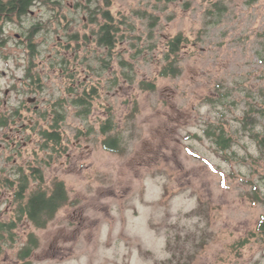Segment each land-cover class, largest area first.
I'll return each instance as SVG.
<instances>
[{
  "label": "rangeland",
  "instance_id": "rangeland-1",
  "mask_svg": "<svg viewBox=\"0 0 264 264\" xmlns=\"http://www.w3.org/2000/svg\"><path fill=\"white\" fill-rule=\"evenodd\" d=\"M188 1L38 0L6 23L1 114L32 95L17 67L26 63L14 61L22 50L15 34L41 42L39 106L71 103L75 84L78 92L96 86L97 97L80 120L66 108L58 143L44 149L36 134L21 153L0 152V171L17 179L22 167L30 189L62 181L69 198L43 229L16 222L5 262L17 261L32 234L37 247L22 264H264V207L250 198L264 193V0ZM102 11L117 29L109 54L93 33ZM179 33L188 39L176 54L181 73L160 76L166 42ZM220 127L232 139L222 151L205 132ZM108 135L122 152L103 148Z\"/></svg>",
  "mask_w": 264,
  "mask_h": 264
},
{
  "label": "flooded vegetation",
  "instance_id": "flooded-vegetation-1",
  "mask_svg": "<svg viewBox=\"0 0 264 264\" xmlns=\"http://www.w3.org/2000/svg\"><path fill=\"white\" fill-rule=\"evenodd\" d=\"M4 0H0V3ZM38 0H35L33 4L28 8L27 12L24 14H18L16 11L13 12H4L0 8V42H3L4 34V27L6 23L9 21L14 20L15 18L21 19L22 16L28 14L29 12H33L32 8L36 5ZM92 22L97 24V20L92 19ZM38 30V26L33 27L32 31ZM98 31H93L95 36L96 44L100 47H104L108 51V54L111 50L114 49L116 46L117 41L115 42V46L112 48H108V46H104L99 44L98 40ZM73 38H75V41L77 43L76 48H78L82 45L80 43L82 40V35L79 34L77 31L73 35H71ZM15 37H17L16 44L18 47L22 48L21 53L17 58H15V62L17 60L21 59L23 60L26 65H21L17 62V67L21 68L22 70V77H20L21 81H23V84L26 83L27 86H31L30 93H32L31 96H28L25 103H23L21 106L18 107H8V111L6 110L5 113H0V152L7 151L8 149L13 152L14 154L21 153L23 147L26 146L28 142L31 141L32 135H38V137L42 139V148L47 149L49 144L51 143L50 135L51 133H56L58 135V141H61V134L58 130L59 124L61 121H64L65 112L67 107H73L74 109L77 108L76 111H74V116L80 120L82 117V107H92V101L97 97V87L93 86L90 88H83L81 92H78L77 85L75 84V87H69L68 92L73 96L71 103H67L65 99H61V101L54 102V104H46V108L42 105L39 106L38 99L36 97V91L41 88L40 83V74L37 71H33L34 68H37V64H33L35 62L36 58H40V50L38 49L41 42H37L34 39H30L29 36L15 34ZM88 39V38H87ZM87 39H85L87 41ZM91 40H89L90 42ZM71 45L70 43L65 44L64 46ZM111 58V57H110ZM104 62L107 64L108 61L103 58ZM38 65L43 63L42 60H39ZM66 62L61 61V63L58 64H64ZM110 63V61H109ZM62 69V68H61ZM37 74L38 78L35 80V75ZM73 76V75H70ZM8 91V89H7ZM38 102V103H37ZM7 108V107H5ZM65 110V111H64ZM91 112V111H90ZM57 118H59V121H57ZM27 121V122H26ZM107 124H104L102 127H104ZM101 127V131H102ZM111 131V128L110 130ZM109 131H106L109 132ZM81 134V132L79 131ZM103 133V132H102ZM105 134V133H103ZM112 136L113 135H108ZM107 136V137H108ZM105 137V138H107ZM104 138V139H105ZM1 157V154H0ZM20 169H16L17 171V179H14L12 176V173H9L8 171H0V264H8L5 262V259H2V249L5 245L9 247L10 245L15 244L14 241V229L16 222L18 221H30L28 219V215L25 211H23V207L27 205L30 202V197L33 193L37 191H45L47 196H49L50 191L53 188V182L51 183V187L49 185L48 188H45L43 185L42 187L37 188H29V184L27 183L29 174L23 172V168L19 167ZM36 170V173L34 177L40 182H43V175L40 171V169L37 167H34ZM22 171V172H21ZM21 173V177H19V174ZM16 174V172H15ZM26 176V177H25ZM58 181V180H54ZM64 184V183H63ZM65 187V186H64ZM66 189V188H65ZM62 208V207H61ZM59 208L57 212L61 209ZM56 212V213H57ZM10 214V215H9ZM4 215H9L8 218L2 219ZM39 217L43 218L46 217L45 213L39 212ZM30 223V222H29ZM9 224H12V227H8ZM43 229V228H38ZM31 235V234H30ZM30 235L26 239V243L20 247L19 251L23 249V247L28 245H33V242L30 240ZM3 236L8 237L9 239L4 241ZM2 239V240H1ZM33 251V250H32ZM32 251L26 256H21L17 259V264L29 258ZM14 262V264H15Z\"/></svg>",
  "mask_w": 264,
  "mask_h": 264
},
{
  "label": "trees",
  "instance_id": "trees-1",
  "mask_svg": "<svg viewBox=\"0 0 264 264\" xmlns=\"http://www.w3.org/2000/svg\"><path fill=\"white\" fill-rule=\"evenodd\" d=\"M35 0H4L0 3V8L4 12H13L16 11L18 14H24L27 12L28 8L33 4ZM167 2L176 1V0H165ZM190 6V1L187 0L185 3V8ZM217 8L218 12H221L224 9V6L220 2H216L214 5ZM211 13V11H209ZM102 17L104 18V22L101 23L98 31V40L99 44L108 46V48H112L115 46V42L117 39V29L114 27L112 22L113 17L110 15L109 11H102ZM1 28V27H0ZM188 39L184 37L181 33L175 35L170 38L166 42L167 50L164 54L165 63L162 66L159 75L160 76H171L175 77L181 73V69L177 64L176 54L181 49L182 45L186 43ZM132 78L130 77V80ZM133 80V79H132ZM115 82V81H114ZM139 86L143 90H155L154 81H140ZM136 107H134L133 113L136 111ZM91 111V107H82V115L87 117L89 112ZM59 118H57V121ZM111 128L110 124L102 127V132L106 133ZM219 133L216 134L214 130L208 128L205 130L208 137H213V143L215 146L219 148V150H225L231 146L232 139L230 136H227L225 130L220 127ZM257 138V137H256ZM50 139L52 143H58V135L56 133H51ZM120 139L116 136H108L107 138L102 140V146L105 150L110 152H122L123 148L120 146ZM260 145H264V138L258 139ZM33 173H36V170L33 169ZM254 190H257L255 188ZM250 198L252 200H256L262 204L264 207V193L260 195L252 191L250 194ZM69 203L68 193L64 187L62 181H53V188L50 191L49 196H47L45 191H37L33 193L30 197V202L23 207V211H25L28 215V219L34 224L36 228H45L47 223L53 219L57 210L64 205ZM40 213H45L46 217L40 218ZM9 228L12 227V224H9ZM257 230L261 235H264V217L260 221V224L257 227ZM30 240L33 242V245H28L23 247L22 250L19 251V257L28 255L33 249L37 247L36 238L31 234ZM172 264H180V263H172Z\"/></svg>",
  "mask_w": 264,
  "mask_h": 264
}]
</instances>
